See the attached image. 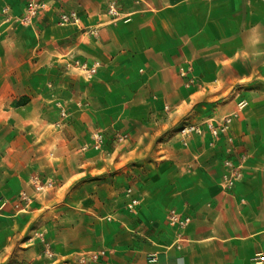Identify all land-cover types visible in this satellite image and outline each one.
<instances>
[{"label":"crops","instance_id":"0c3cea01","mask_svg":"<svg viewBox=\"0 0 264 264\" xmlns=\"http://www.w3.org/2000/svg\"><path fill=\"white\" fill-rule=\"evenodd\" d=\"M247 1L144 0L128 12L117 41L132 43L135 66L132 112L118 123H126L131 136L126 153L133 161L126 170L139 186L130 211L120 204L88 208L103 196L86 192L81 172L70 183L58 182L44 208L28 192L41 120L33 100L20 102L22 32L6 22L0 29V264H264V142L256 129L264 123V97L257 92L264 82L252 81L264 78V0H249L251 7ZM8 5L0 0V10ZM188 57L207 60L206 67L195 66L191 87L168 65ZM248 57L257 60L249 70L231 64ZM229 112H237L231 155L223 141L210 145L205 125L188 145L180 138L183 127ZM226 157L242 168L230 188L221 178ZM68 168L81 171L87 162ZM140 169L145 172L137 176ZM24 198L32 203L27 209ZM172 214L187 221L178 226Z\"/></svg>","mask_w":264,"mask_h":264},{"label":"rangeland","instance_id":"374dc122","mask_svg":"<svg viewBox=\"0 0 264 264\" xmlns=\"http://www.w3.org/2000/svg\"><path fill=\"white\" fill-rule=\"evenodd\" d=\"M143 1L10 0L12 7L8 5L0 10V16L4 18L0 29L11 21L22 32L24 94L20 102L25 104L33 100L41 120L40 133L34 144L40 149L33 155L34 165L30 166L33 175L28 181V192L32 189L36 193L39 208L47 205L46 195L56 192L58 182L63 179L70 183L74 174L81 172V177L86 180L83 187L86 192L103 196L96 205L87 202L88 208L97 206L109 211L120 204L128 211L132 210L128 204L139 188L129 181L133 171L126 170L127 164L133 161L126 153L132 139L126 123L119 126L118 123L119 119L127 121L132 112L130 80L135 66L134 55L129 49L132 43L119 42L117 38L118 30L126 27L131 16L128 12L141 9L145 6ZM148 1L153 3L155 0ZM156 1L166 3V0ZM248 1L247 6H250ZM254 30L253 27V36ZM256 63L257 60L249 57L231 61L234 67L240 68L241 64L248 70ZM168 65L186 87H191L196 83L195 66L206 67L207 60L176 58ZM258 76L252 81L264 82V78ZM257 92L264 97V89ZM245 105L243 102L238 111L241 112ZM236 113H216L211 117L219 120L230 117L231 126ZM96 114L102 118L101 123L95 120ZM47 116L54 121L46 122ZM80 119L84 121V132L78 130ZM256 129L259 132L257 140L264 142V123L256 125ZM181 130L180 138L188 145L191 137L183 136ZM221 141L225 152L231 155L234 140L230 145L220 136L214 141L210 139V145L217 146ZM79 161L87 162V169L74 171L68 168V163ZM242 161L243 157L239 163ZM227 162L240 177L241 166L226 157L221 178L224 180L228 172ZM144 172L140 169L135 174L141 176ZM118 197L124 200L119 201ZM31 204L24 198L22 209Z\"/></svg>","mask_w":264,"mask_h":264},{"label":"built area","instance_id":"2783aa9c","mask_svg":"<svg viewBox=\"0 0 264 264\" xmlns=\"http://www.w3.org/2000/svg\"><path fill=\"white\" fill-rule=\"evenodd\" d=\"M230 122H231L230 117H223L218 121L214 119H209L203 122L202 124H196V125L191 124L183 127L181 130V134L185 137H189L191 134L202 135L204 133L202 125H205L213 141L219 138L220 136H222L224 137L226 142H228L231 145L233 143V138L229 134ZM227 150L230 151L231 146L228 147ZM227 166H228L227 168L228 172L225 175L224 181L226 183L225 187L230 188L231 186H233V182L239 177V174H237V172L232 167L230 162H227ZM136 204H137V200L132 198L128 204V207L133 208ZM186 221L187 219H184L182 221L177 219V217L173 214L171 216V222L176 223L178 226H182Z\"/></svg>","mask_w":264,"mask_h":264}]
</instances>
